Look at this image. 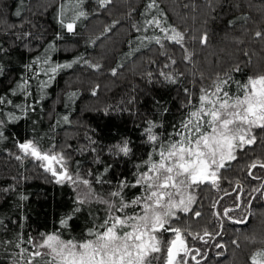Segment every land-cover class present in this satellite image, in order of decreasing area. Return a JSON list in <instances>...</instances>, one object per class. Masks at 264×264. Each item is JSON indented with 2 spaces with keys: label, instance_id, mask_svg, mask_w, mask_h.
Here are the masks:
<instances>
[{
  "label": "trees",
  "instance_id": "obj_1",
  "mask_svg": "<svg viewBox=\"0 0 264 264\" xmlns=\"http://www.w3.org/2000/svg\"><path fill=\"white\" fill-rule=\"evenodd\" d=\"M147 3L113 0L100 8L96 0H0V97L12 101L0 104V121L4 122L0 124V264H13L11 249L18 250L17 245L27 249L31 237L57 233L81 239L99 219V212L80 208L68 182L58 183L41 166L43 161L21 152L19 143L32 140L42 152L62 154L73 174L82 173L95 193L109 195L121 180L132 183L143 170L137 166L153 151L144 134L149 122L166 139L185 117V88L195 102L200 88L218 74L228 73L241 83L264 74V41L252 38L256 31L264 32V0H157L167 23L187 33L185 46L193 53L192 64L182 59L178 45L166 40H162L163 47L147 41V46H141L138 37L162 36L159 30L137 32L133 28L143 25ZM79 11L87 16L76 20L74 33L67 32L60 19L69 23ZM155 13L154 9L149 18ZM242 16L248 17L247 22ZM113 21L118 23L102 35ZM204 33L208 42L202 47L198 38ZM81 57L99 64L100 69L74 62ZM68 63L72 67L50 72L51 67ZM236 67L239 72L232 71ZM113 68L116 75H112ZM161 73L171 75L175 83ZM50 76L54 78L49 80ZM45 81L47 86H42ZM230 89L236 90L235 83ZM255 135L257 143L220 170L222 187L242 183L251 190L262 179L264 184L260 168L252 169L258 178L248 175L252 161H264V131L258 129ZM122 139L133 148L126 157L110 151ZM108 165L112 167L105 172ZM97 178L104 182L97 183ZM126 190L131 195L139 193V187ZM216 195L210 184L199 187L193 211L179 213L171 226L199 234L205 229L215 231L218 221L212 206ZM261 198L251 200L245 224L223 222L218 241L225 247L217 249L223 254L205 252L203 264H255L252 257L264 252ZM195 211L201 216L195 217ZM62 220L67 224L62 225Z\"/></svg>",
  "mask_w": 264,
  "mask_h": 264
},
{
  "label": "snow or ice",
  "instance_id": "obj_2",
  "mask_svg": "<svg viewBox=\"0 0 264 264\" xmlns=\"http://www.w3.org/2000/svg\"><path fill=\"white\" fill-rule=\"evenodd\" d=\"M96 2L100 8H106L113 0H96ZM154 9L156 13L149 18V14ZM15 15L19 16L20 13L17 12ZM142 15L145 16L143 25H133L137 32H147L152 29L159 30L162 34V36L138 37L142 47L147 46L145 41L148 44L154 42L163 47L162 40H166L181 48L182 59L186 63H193V53L185 46L187 33L167 23V17L160 10L157 0H148ZM86 16V12L79 11L71 22L65 23L63 19L59 22L67 32L74 33L76 20ZM240 19L247 22L248 17L242 16ZM117 23L118 21H113L112 25L105 27L102 35L110 32ZM229 23L233 22L229 21ZM252 38L264 41V32L256 31ZM196 39L193 37V40ZM198 42L202 47L206 46L207 33L201 35ZM136 51L139 49L137 48ZM81 61L95 70L101 67L99 64H91L83 57L74 62ZM44 63H48L47 59ZM171 63L175 64L176 61L171 60ZM28 67L30 68L31 65ZM70 67H72L71 63L57 64L50 68V72L55 74L58 69ZM116 71L113 68L112 75H116ZM232 71L239 72L240 68H233ZM161 75L165 74L161 73ZM192 75L195 77L196 74L193 72ZM52 78L54 76H50L49 80ZM200 78L203 79L202 74ZM165 79L175 83L171 75H165ZM47 83V81L42 82V86H47ZM233 83L236 85V92L230 94L228 89ZM26 84L27 81H25ZM184 91L188 96V102L185 105L188 111L185 117L178 125L173 126L174 132L170 133L166 139L158 136L154 132L157 126L149 122L144 134L147 142L152 145L153 151L148 154V159L143 161L142 165L137 166L142 167L143 170L136 173L132 183L121 180L117 185V190L109 193L110 199L114 198L112 202L101 201L108 205L109 210L103 223L90 229L87 238L80 241L63 240L57 233L42 235L39 243L29 239L31 250L21 249L22 258L25 255L27 257L24 264H153L154 260L161 259L163 264H188V256L193 252L195 255H191V259L196 264H200V260L197 259V256L202 255L200 249L189 248L183 236L188 235L193 240L208 244L222 233L220 231L211 233L206 229L203 235L187 232V230L182 233L179 227H172L171 222L179 218L178 213L186 214L193 211L191 206L196 198L189 192V189L195 190L204 184L218 187L221 179L220 170L237 159V150L242 151L257 143V136L253 130L264 131V74L249 76L243 83L234 81L228 73L223 76L218 74L210 85L200 88V94L195 102L189 89L185 88ZM93 95H95V90ZM4 103L11 104L12 101H6L0 97V104ZM17 107L20 106L17 105ZM63 119L67 121L68 118L65 116ZM3 123L0 121V124ZM2 135L3 133L0 132V136ZM18 148L25 156L47 162L41 166L46 171H51L58 183L65 180L74 182L73 177L64 167L62 154L42 152L37 143L32 140L19 143ZM110 151L116 156L126 157L132 154L133 148L127 139H122ZM153 156L156 158L153 159ZM16 158L21 159L20 156ZM54 163L60 164L59 172L53 167ZM111 167V165L106 166L104 171L107 172ZM256 168L264 170V161H252L248 165V175L253 176L252 169ZM79 182L86 186L89 185L86 179L79 180ZM96 182L104 181L97 178ZM128 187L142 188V192L132 200L126 201L122 191ZM253 191H264V184ZM239 199L238 196L237 201ZM84 202L85 200H77L80 204ZM212 207L215 208L216 205L213 204ZM240 207V203L237 202L235 208L223 209V217L236 224H245L247 217L234 219L229 215L230 212ZM129 208L133 210L132 214L126 211ZM74 211H79V208ZM213 215L219 218L221 213L215 212ZM194 216L200 217L201 212L195 211ZM61 224L66 225L67 220H62ZM164 232L173 233L175 236L168 242L166 248L161 247L162 242L159 238V234ZM232 244L239 246L236 240H233ZM213 247L223 249L225 246L217 242ZM162 252H166V255H158ZM222 254V252L217 253V255ZM257 256H264V252H258L252 257L255 264H259L256 260ZM204 258L206 259V254Z\"/></svg>",
  "mask_w": 264,
  "mask_h": 264
},
{
  "label": "rangeland",
  "instance_id": "obj_3",
  "mask_svg": "<svg viewBox=\"0 0 264 264\" xmlns=\"http://www.w3.org/2000/svg\"><path fill=\"white\" fill-rule=\"evenodd\" d=\"M211 83H205L203 85V87H207ZM229 91H230V94L236 92V90H233V89L232 90L230 89ZM257 130L258 129H254L253 130L254 134H256ZM240 152H241V150H237L236 156H238L240 154ZM48 153H50V154H60V153H56V152L55 153L48 152ZM154 158H156V157L154 156ZM46 163L47 162L43 161V164H46ZM63 163H64V167L67 168L68 173L73 177V181H74V182H69V181L65 180V182H68L69 185L73 188V190L75 192L76 200H78V199L85 200V202L82 203V204L78 203L80 208L84 209V206H85L87 208H91L92 210H95V211L99 212V219L96 222V225L94 226V228H96L97 226L101 225L103 223V221L107 218L108 211H109L108 210V205L103 203V202H101V201H109V203H111L112 199H114V198L110 199L109 195H106L105 193H101V194L100 193H95L92 190V187H91L90 183L87 186L82 184V183H80L79 180H85L84 179L85 178L84 175L82 173H81V176L80 175L77 176V175L73 174L70 171V169H69V167L67 165V160L65 158H64V162ZM53 167H55L57 172L60 171V164H55L54 163ZM263 174H264V170L260 169L259 170V176H261ZM253 176L254 177L257 176V172H254ZM256 184H257V182L255 181V185ZM262 184H263V179L256 185V187H253L251 190H247V187L244 184H242V183H234L231 186H229L227 188H224V187H222L221 183L219 182L218 187H214V190L217 193L216 199L214 201V204L216 205V207L214 208V213L215 212H219V213H221V216L219 218L215 216V219L218 222H216L217 225H216L215 231H212L211 233H215L217 231L222 232L223 228L221 227V225L223 224V222L225 220H226V222L229 221L226 217H223V215H222L223 209H225V208H235V205H236L237 202L240 203L241 207L240 208H236V210L230 212L229 215L232 216L234 219L248 217V215H249L248 206L250 205L251 200L254 199V198L256 199L257 197L262 199L261 196H264V191H262V192L253 191V189L260 188ZM201 186L202 185H200L199 187H201ZM199 187L196 188L195 190L189 189V192L192 195H194L195 198H196L195 202L197 201ZM125 189L126 188L123 189L122 195H123V197H124V199L126 201L132 200L136 196H139L141 194V192H142V188H139V193L131 195L130 190H126L125 191ZM240 189H242V191ZM124 192L126 194H128V196L125 195ZM226 193H228V194H226ZM238 196L240 197L239 201H237V197ZM194 204L195 203H193V205ZM137 210H139V209H137ZM126 211L129 214H132L133 210L131 208H129V209H126ZM117 214H119V213H117ZM88 232H89V230H88ZM88 232L86 233V235L82 236L81 239H78V238L77 239L64 238V237H61V236L60 237L63 240H70L71 239V240L80 241V240H83V239L87 238ZM181 232L185 233L182 230H181ZM49 234H53V233H49ZM201 235H203V233ZM44 236H46V235H44ZM219 237L220 236L216 237L215 241L214 240L213 241H209L208 244H204L202 241L193 240L191 238V236H188V235H184L183 236V238L185 239V241H186V243H187L189 248H192V249L199 248L200 249L202 255L197 256V259L200 260V264H203L202 262H203V259H205L204 258L205 252L207 253L208 251L211 250L212 253H215V254L218 253L219 250L214 248L213 245L215 243H217V242L221 243L220 241H218ZM159 238H160V240L162 242L161 247L162 248H166L168 242L171 241L172 239H174L175 236H174L173 233L164 232V233L159 234ZM30 239L33 242H35V243H39V242H41L42 237L41 238L31 237ZM31 247L32 246L29 244L27 249L31 250ZM18 248H19L18 250L11 249V251H10L11 254H12V257H13V261H14L13 264H24V260L27 259V257L25 255L22 258V256H21L22 247H18ZM219 252H221V251H219ZM158 255L164 256V255H166V252H162V253H160ZM191 255H195V253L193 252ZM191 255L188 256V264H196V262L191 259ZM256 260L259 262V264H264V256H257ZM153 264H163V260L162 259L161 260H154Z\"/></svg>",
  "mask_w": 264,
  "mask_h": 264
}]
</instances>
